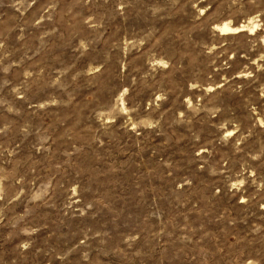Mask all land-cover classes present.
<instances>
[{
	"label": "rangeland",
	"instance_id": "374dc122",
	"mask_svg": "<svg viewBox=\"0 0 264 264\" xmlns=\"http://www.w3.org/2000/svg\"><path fill=\"white\" fill-rule=\"evenodd\" d=\"M263 38L264 0H0V264H264Z\"/></svg>",
	"mask_w": 264,
	"mask_h": 264
},
{
	"label": "bare ground",
	"instance_id": "6f19581e",
	"mask_svg": "<svg viewBox=\"0 0 264 264\" xmlns=\"http://www.w3.org/2000/svg\"><path fill=\"white\" fill-rule=\"evenodd\" d=\"M254 26L256 27V25H254ZM254 26H253V28H254ZM244 28H245L244 26H241V27H230L228 24H222L221 26H218V29H219L221 34L235 33V32H237L239 30H243ZM263 42H264V38H263Z\"/></svg>",
	"mask_w": 264,
	"mask_h": 264
}]
</instances>
